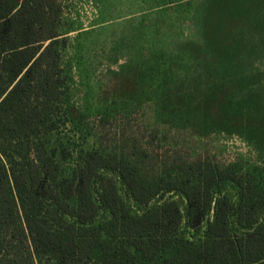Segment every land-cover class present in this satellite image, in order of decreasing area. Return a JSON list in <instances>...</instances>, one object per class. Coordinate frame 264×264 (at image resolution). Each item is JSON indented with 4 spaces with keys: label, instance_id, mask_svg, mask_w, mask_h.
Instances as JSON below:
<instances>
[{
    "label": "trees",
    "instance_id": "16d2710c",
    "mask_svg": "<svg viewBox=\"0 0 264 264\" xmlns=\"http://www.w3.org/2000/svg\"><path fill=\"white\" fill-rule=\"evenodd\" d=\"M92 1L96 28L84 30L61 21L57 0H0V264H264V54L239 72L213 59L221 41L199 46L197 87L183 53L140 52L97 74L95 44L117 65L155 0ZM149 103L157 122L200 139L241 138L261 164L201 155L151 173L76 144L91 120Z\"/></svg>",
    "mask_w": 264,
    "mask_h": 264
},
{
    "label": "rangeland",
    "instance_id": "374dc122",
    "mask_svg": "<svg viewBox=\"0 0 264 264\" xmlns=\"http://www.w3.org/2000/svg\"><path fill=\"white\" fill-rule=\"evenodd\" d=\"M238 1L150 2L155 9L149 12L143 33L137 42L127 41L122 50L124 56L117 65L106 62L99 44H95L92 57L97 74L104 73L107 67L116 69L128 57L140 52L149 54L161 51L174 56L183 53V57L189 61L185 70L192 73V86L205 85V76L197 75L196 71L199 67L203 71L207 69V58L206 53L199 51L198 47L216 41H221V49L213 55V59L226 58L231 67L239 72L244 71L251 59L264 54V3L258 6L259 9H254V0H246V6ZM165 2L169 3L166 7L163 5ZM57 5L61 10V21L70 19L84 30L96 28L94 21L99 14L92 0H57ZM128 30L133 32L132 28ZM76 34L73 32L67 35L68 42L62 56L64 63H68L73 54L71 44ZM213 59L208 58V61L212 62ZM72 75L77 101L80 100L83 88L78 87L74 70ZM89 129V136L75 139L78 147L98 148L109 153H128L151 173L176 158L193 160L201 155L220 166L234 161L261 164L256 152L237 136L214 134L207 139H200L188 129L172 128L157 122L151 103L108 121L93 119L89 122Z\"/></svg>",
    "mask_w": 264,
    "mask_h": 264
}]
</instances>
